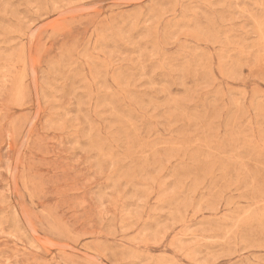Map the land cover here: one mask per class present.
<instances>
[{"label":"rangeland","instance_id":"374dc122","mask_svg":"<svg viewBox=\"0 0 264 264\" xmlns=\"http://www.w3.org/2000/svg\"><path fill=\"white\" fill-rule=\"evenodd\" d=\"M0 264H264V0H0Z\"/></svg>","mask_w":264,"mask_h":264}]
</instances>
